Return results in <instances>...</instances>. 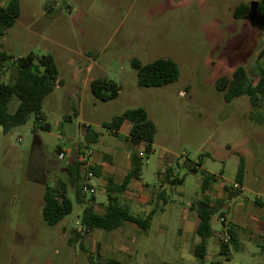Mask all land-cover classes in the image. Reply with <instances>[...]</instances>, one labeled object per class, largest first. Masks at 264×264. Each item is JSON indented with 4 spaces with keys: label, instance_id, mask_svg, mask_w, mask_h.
<instances>
[{
    "label": "rangeland",
    "instance_id": "obj_1",
    "mask_svg": "<svg viewBox=\"0 0 264 264\" xmlns=\"http://www.w3.org/2000/svg\"><path fill=\"white\" fill-rule=\"evenodd\" d=\"M260 1L21 0L16 26L0 37V48L13 56L0 66L2 82L14 79L15 59L51 54L64 85L43 103L50 130L37 126L33 116L8 134L0 127V264L98 262V253L82 242L88 236L81 225L86 203L76 201L67 162L80 158L86 149L87 127L100 136L89 147L113 154L109 142L117 140L104 124L139 107L146 109L157 128L152 151L142 148L141 182L151 190L160 189L159 173L168 171L171 178L183 177L184 183L164 186L169 199L166 211L154 217L149 250L138 259L152 256L166 264H199L172 247L182 226L190 231L196 218L193 209L202 196L200 183L209 173L218 178L214 197L223 194L224 200L212 218L215 235L209 239L204 264H264V251L256 239L240 235V248L229 243L227 258L220 252V242L216 244L222 232L220 219L229 212L230 198L239 193L231 187L241 156L247 188L237 201H252L256 193L264 192V104L255 109L247 96L227 104L216 88L217 80L231 77L238 66H244L255 82L264 70V27H252L233 16L240 3ZM7 2L0 0V6ZM162 58L178 64L179 79L164 87H140L132 61L148 64ZM71 59L78 69L92 64L89 77L114 81L121 89L119 97L97 100L84 80H75ZM19 103L14 97L9 111L14 113ZM57 180L68 185L74 208L63 221L49 226L42 217L44 192ZM97 195L107 203L105 193ZM150 210V206L133 207L132 212L145 217ZM160 227H166L168 234ZM79 228L82 239L72 232Z\"/></svg>",
    "mask_w": 264,
    "mask_h": 264
},
{
    "label": "trees",
    "instance_id": "obj_2",
    "mask_svg": "<svg viewBox=\"0 0 264 264\" xmlns=\"http://www.w3.org/2000/svg\"><path fill=\"white\" fill-rule=\"evenodd\" d=\"M264 8V0H262ZM21 0H9L6 7L0 6V37L11 29L21 15ZM248 10V6L238 7L235 16L239 17ZM13 56L0 48V66ZM16 68V75L12 82H2L0 75V127L5 134L12 129L24 126L33 116L36 125L50 130L51 125L45 122L43 114V103L45 98L54 92V90L63 83L59 78V69L55 58L48 54L42 57H36L29 54L20 57L13 62ZM132 68L137 72L138 84L143 88L164 87L176 82L180 76L178 64L172 59H157L151 63L143 64L138 59L132 61ZM1 73V71H0ZM216 88L223 94V100L229 104L234 99L247 96L250 99L252 107L259 108L264 104V70H260L257 82L250 76L244 66H238L231 77L222 76L216 82ZM90 90L93 96L103 102L115 100L119 97L120 87L109 79H95ZM14 97L20 100L19 106L14 113L9 111L10 102ZM127 121L132 125V129L127 140L132 146L138 143H145V152L152 151L157 128L149 119L145 108L139 107L127 110L122 115L116 116L111 122L105 123L104 127L111 131L115 136L118 135L122 124ZM98 134L87 127L86 131V149L97 142ZM200 164V163H199ZM198 164V165H199ZM143 160L138 152L131 155V168L127 173L121 185H115L109 179L108 205L104 214H98L91 208H85L81 216V225L87 232L88 230H104L111 232L124 225L126 222L136 224L139 228L147 230L150 226L152 217L159 211L164 210L168 202L166 192L159 195L161 204H156L153 210L145 217L134 216L127 206L119 203L118 195L125 191L133 179H140L142 176ZM195 171V168H192ZM68 182L74 189L75 198L78 203H85L86 195L81 188V163L79 157L70 159L67 163ZM94 171V170H93ZM245 174L244 158L241 156V163L238 169L235 181L243 183ZM217 182V177L208 174L203 179L202 193L205 195L204 200L197 203L196 211L199 218L197 234L201 242L195 247L194 255L199 264H204L207 255V241L213 236L212 218L223 206V200L211 204V199L206 196ZM182 179L176 178L170 181V184H180ZM114 194V195H113ZM240 194V193H238ZM231 195V194H230ZM229 195V196H230ZM258 203V200H256ZM73 202L68 196V185L63 183L60 188L45 187L44 205L42 210L43 220L49 226H55L63 221L73 212ZM227 232L231 237L230 244L238 242L239 235L236 226L231 223L226 224ZM76 239H82L83 236L77 231H73ZM264 251V245L262 246ZM230 246L221 244V254L228 255ZM91 264H123L114 259L98 260ZM211 264H222L221 262H212Z\"/></svg>",
    "mask_w": 264,
    "mask_h": 264
},
{
    "label": "crops",
    "instance_id": "obj_3",
    "mask_svg": "<svg viewBox=\"0 0 264 264\" xmlns=\"http://www.w3.org/2000/svg\"><path fill=\"white\" fill-rule=\"evenodd\" d=\"M75 62L76 61L72 59L70 60V63L74 67L73 76L75 80L77 81V83L79 80H84V85L87 84V86L90 87L91 83L95 79L89 77L88 75H90V73L94 69V66L92 64H89L87 68L82 67L81 69H78L75 65L76 64ZM82 73L85 74L84 79L80 77V75H83ZM60 80L63 83L62 85H64V80L63 79ZM81 82L82 81H80V84ZM131 129H132V125L129 122L125 121L122 124L120 130L118 131L117 136H115L113 133L110 134L117 140L114 142H109V146H111L113 154H109L107 152L104 153L99 150L89 148L93 150L95 153L93 159L94 178L90 181L91 187L94 189L95 194L90 195V197L86 195L85 208L86 207L91 208L94 212L98 214H104L106 211V207L108 205V201L107 203H104L103 201H99L97 193L101 191L102 193H105L108 198L107 188L109 185V179L112 180L115 185L117 186L121 185L131 168L132 153L137 152L136 151L137 148H139V152H138L139 154L143 153L142 151L145 148V143L141 142L138 143V145L136 146H132L127 140V138L130 135ZM99 137L100 136L98 134V139L96 143H98ZM121 139H124L126 141V144H123L121 142ZM105 158H107L108 161ZM199 166L200 164L196 165V170L193 172L196 173L197 168ZM141 178L133 179L129 187L118 195L119 203L121 205H123L122 202L127 203L128 206L127 205L124 206H127L132 214H133L132 212L133 207L141 208L145 206L151 207V210L149 211L150 213L157 203L158 204L162 203V201H160L159 199V195L162 192H166L164 186L166 184H170V181L179 177L171 178L168 171L167 173L160 172L159 185L161 188L160 189L156 188L154 190H151L147 185L146 186L143 185V183L141 182ZM179 179H182V183H184L183 177ZM63 183H64L63 181L57 180L55 181V184L52 187L60 188ZM202 185H203V180L200 183L201 192H202ZM241 185L247 188L245 184V177ZM215 188H217L216 183L214 184L210 192L206 194V196H208L211 199V204H215L216 201L218 200H224L223 194L214 197L213 194ZM166 196L168 197L167 192H166ZM241 196H243V193L240 194L237 193L236 195H234V197L230 198L228 204V206H230L229 207L230 209L226 215V221L236 226L239 236L243 235L248 239H256L257 241H259V244L263 246L264 245V192L260 194L256 193L252 201H250L248 198H245L242 201H237V199H239ZM204 198L205 195L202 193L201 199L199 201L204 200ZM256 200H258V203L256 202ZM230 202H233L234 205L231 206ZM167 204L164 206L163 211L157 212L152 217L150 226L147 230H143L139 228L134 223L126 222L124 225L111 232L105 231L99 234H95V232L99 229L88 230L87 231L88 236L85 239H82L84 240L82 242L87 243L92 252L98 253V260L114 259L123 264H166L164 261L152 256H146L145 259L142 260L138 259V256L140 255V253L146 254L148 252L149 250L148 248L150 247V241H151V236L149 235V233L153 226L152 223L154 221V217L158 213L163 214L166 211ZM191 209H193V204L191 205ZM193 210L196 211V207ZM148 214H146V216ZM133 215L136 217H140L135 214ZM145 217H140V218H145ZM184 218L186 219L188 217H184ZM184 220L183 222H185ZM221 223H222V232H223L224 224L222 221ZM198 224H199V218L196 211V218L193 217V223L190 231L185 232V229L182 226L177 232L176 245L174 247L171 246L172 249H174L177 252L180 251L183 255L188 254L186 257L189 261L196 259L194 255V249L201 242V238L197 234ZM81 230L82 229L80 228L76 230L73 229L72 232L77 231L78 233H81ZM160 232L163 234H168V229L166 227H160ZM221 233L216 237V244L218 246H219L218 244L219 236L221 235ZM213 235H215V233H213ZM197 236L200 238V242ZM181 242H182V246H181ZM234 245L237 248H240L239 239L238 242H236ZM158 246L164 248V245H162V243H160ZM208 246H209V239L207 241L206 258L209 256ZM220 252H221V245H220ZM229 252L227 256L224 255L226 256V258L229 256Z\"/></svg>",
    "mask_w": 264,
    "mask_h": 264
},
{
    "label": "built area",
    "instance_id": "obj_4",
    "mask_svg": "<svg viewBox=\"0 0 264 264\" xmlns=\"http://www.w3.org/2000/svg\"><path fill=\"white\" fill-rule=\"evenodd\" d=\"M94 151L91 149H85L82 155L79 158V161L81 163V188L85 195H93L95 194L94 189L91 187L90 181L94 178L93 173V167H94ZM142 158L143 153L139 154ZM231 191L244 193L245 187L237 182L233 183L231 187ZM226 215L227 213L221 217V221L224 224L223 232L219 236V242L220 244H229L231 241V237L227 232L226 224L228 222L226 221Z\"/></svg>",
    "mask_w": 264,
    "mask_h": 264
},
{
    "label": "flooded vegetation",
    "instance_id": "obj_5",
    "mask_svg": "<svg viewBox=\"0 0 264 264\" xmlns=\"http://www.w3.org/2000/svg\"><path fill=\"white\" fill-rule=\"evenodd\" d=\"M262 3H263V1L261 0L260 2H258V6H257V11H258V16H259V20L257 21V23H259V27H264V8H263V6H262ZM241 6H248V10L247 11H245V13L244 14H242L241 16H239V17H236L235 16V11H236V9L238 8V7H241ZM250 9H251V5H248V4H239L236 8H235V10H234V13H233V16H234V18L236 19V20H242V21H246V22H248V23H250L249 21H248V16H249V12H250ZM251 24V23H250ZM252 25V24H251ZM252 27H257L258 28V26H255V25H252Z\"/></svg>",
    "mask_w": 264,
    "mask_h": 264
},
{
    "label": "water",
    "instance_id": "obj_6",
    "mask_svg": "<svg viewBox=\"0 0 264 264\" xmlns=\"http://www.w3.org/2000/svg\"><path fill=\"white\" fill-rule=\"evenodd\" d=\"M257 6H258V3L257 2H253L252 5H251V9H250V12H249V16H248V21L252 24V25H255V26H259V23H257V21L259 20V14H258V11H257ZM258 17V18H257ZM264 24V23H263Z\"/></svg>",
    "mask_w": 264,
    "mask_h": 264
}]
</instances>
